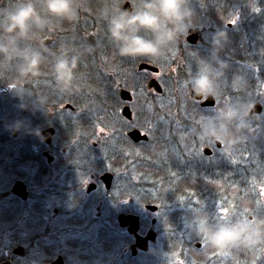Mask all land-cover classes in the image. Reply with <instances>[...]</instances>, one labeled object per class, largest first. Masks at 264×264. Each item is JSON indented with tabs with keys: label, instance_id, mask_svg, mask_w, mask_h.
<instances>
[{
	"label": "flooded vegetation",
	"instance_id": "af4514ba",
	"mask_svg": "<svg viewBox=\"0 0 264 264\" xmlns=\"http://www.w3.org/2000/svg\"><path fill=\"white\" fill-rule=\"evenodd\" d=\"M20 2L0 0V20ZM32 3L42 24H31L24 36L0 32V45L8 48L0 54V264H264V243L239 245L220 255L206 245L198 228L201 221L212 226L235 224L242 218L264 221V195H260L264 189V136L257 134V128L250 131L235 125L220 133L218 127L200 124L213 113L211 108H201L199 118L192 121L187 106L179 103L178 111L153 116V130L167 132L169 141L144 149L147 142L127 136L134 129L131 125L139 122L135 105L130 107L138 97V86L117 89L118 97L126 89L131 97L118 111L125 131L130 127L126 133L130 142L123 139L128 148L120 142L121 133L96 129L90 117L70 106L58 110L50 106L48 113L18 108L21 100L7 85L27 87L26 80L31 78L37 85L27 95L33 104L29 97L42 100L40 92L47 82L45 52H41L47 39L32 41V27L45 29L52 19L60 22L47 14L42 0ZM83 22L76 20L75 31L87 34L93 26L84 28ZM241 44L243 47L233 50L234 60L226 59L222 51L215 53L213 58L225 60L220 68H242L251 60L261 64L256 61L264 58ZM37 50L41 56L39 76L28 70L22 82L19 72L25 58ZM202 51V47L193 49L187 58L206 63L211 49ZM78 64L75 60L73 65L79 68ZM86 65L93 68L92 62ZM173 74L169 71L167 75ZM110 90L107 84L108 93L103 97L108 101ZM202 94L199 106L207 95ZM184 98L190 99L189 94L180 96ZM10 100L15 101L13 105ZM228 102V108H235L232 99ZM125 107L130 119L122 114ZM231 110V121L255 117ZM106 126L111 128L108 120ZM240 133L242 141L245 133L257 134L263 141L239 142L248 151L239 166L238 151L229 141H238L233 135ZM119 145H123L120 151L113 150ZM143 161L152 173H147L148 166L143 173ZM151 165L162 167L154 173ZM147 198L154 204L143 205ZM150 232L152 238L143 240Z\"/></svg>",
	"mask_w": 264,
	"mask_h": 264
},
{
	"label": "rangeland",
	"instance_id": "374dc122",
	"mask_svg": "<svg viewBox=\"0 0 264 264\" xmlns=\"http://www.w3.org/2000/svg\"><path fill=\"white\" fill-rule=\"evenodd\" d=\"M192 2L194 4L193 8H192ZM197 2L198 0H185V8L187 9V12L184 15L182 21H179V23L177 21H171V22L165 21L164 24L167 29H171L170 32H167L171 34L170 36L176 38L182 37V40L180 42L178 41L179 44H183L184 41L187 42L186 37H188L194 31L198 32L199 34L198 41L196 40L195 43H189V42L187 43L189 46L193 47L199 45L201 39V42H203L200 43V48L202 47L203 49L202 52H204V50L207 48L211 49V54L209 57H207L206 63L201 64V66L204 69H215V68L218 69L221 66L220 64L225 62L224 59L217 60L213 58L215 53H218V51H222V53L224 52L226 54L225 57L226 59L234 60L235 57H233V50L236 49L237 46L243 47L241 43H243L244 45V42L238 41L239 36H243L244 39L246 38L245 37L246 34L243 32H240L241 35L236 34L239 32V30L238 32L235 31L237 30L239 25L243 26L247 24L249 26L252 20L256 19L254 16H257L258 17L257 19L263 22L264 25V0H248L247 2L244 1V4H241V0H236L234 1L233 5L228 3V6L229 7L232 6V8L231 10L230 8L227 9L228 11L227 19L222 21L221 24L215 23L216 20L220 21L219 15H215V18H212L210 21L207 20L205 23L203 22L187 23V21H189L190 19V15H192L194 19L196 15H201L200 13H196V11L194 10L196 9ZM90 3H93L94 6ZM125 3H128L130 5V12H133L138 9H142L145 0H75L74 7L77 10V17H78L77 19L84 20L83 22L84 28L88 26H93V29H91L87 34L77 33L74 27L75 22L69 24L67 22H61V21L55 22L53 19L52 21L48 22V25L50 27H47L45 29L37 25H35V27H32V32H31L32 35L30 36V39L32 41L35 42L38 39L49 40L51 38H52L51 40H53L50 44L47 45L46 48H43L41 50V52H45V59L43 61H45V66H46L45 75L47 76V80H46L47 82L43 86V89H41L40 92L42 100H38L33 96L29 97L30 100L33 102V104L29 103V99L27 97L28 94L33 93V90L37 88V85L33 83L34 81L31 78L26 80V84L28 88L22 86L19 88H15L13 91H11V93L13 92V96H17L18 99L21 100V105L18 108L23 110L39 108L37 109V111L43 109L41 111L48 113L49 107L52 106L51 104H53L51 108L57 110L61 109L62 107L70 106L67 100L69 96L73 94H75V97L77 99L81 98L83 100H88L91 98V95L93 94L94 91L89 89V87L91 86H89L88 88L85 87L86 86V83L84 82L85 80L82 77H80V75L78 74L82 73L86 75L88 82H93L94 75L101 73L104 77V82H105L104 84L107 85L108 81L109 82L110 81L112 82L113 80L116 81L115 78L112 76H114V74L116 73L115 70L117 68L119 70L121 69V71H124L123 73L124 75L122 76L123 78L126 79V82L124 83L127 85V89L132 86L133 87L138 86L139 88L138 97L133 99L134 100L133 106L132 104L130 105L131 109H134V105H135L136 113L139 116V122L137 124L131 125V127L134 128L133 130H129L130 127L128 126L126 131H125L124 123L122 122L123 119L122 118L120 119L119 116L116 115V112L121 110L122 103L124 102V100L122 99L121 96L114 97V93H112L110 90L111 96L108 99H110L109 101L112 102H109V106L106 107L105 111H107L106 116L109 117L107 120L108 122H110L111 128L106 126L103 129L107 128V131L110 134H113L114 131H116L119 134L121 133L119 139L120 142L124 144V148L129 147L124 143L129 141L128 139H126L127 138L126 133L128 130H129V132L127 133L128 137H129V133L133 131L138 130L140 135H142L141 133L144 132L143 129H141V123H142L141 118H142V113L144 111L143 109H147V112H149V114H152L153 116L157 115L158 112L161 114L170 115L171 112L178 111L177 108L181 107L179 106L180 96L185 94V91L187 90L186 88L187 83H183L179 80H176L177 71H175V67L177 69L176 64L179 63V61H176V58H178L181 62L182 60H185L187 56L189 57L190 52L186 51V48L188 47L181 46L180 48H178V50H176L177 52L169 51L167 53L166 51L170 50V48L160 45L159 47H156L157 50L155 54L153 53L147 57L123 58L118 56L116 54V46H114L113 42L107 35V21L111 19L113 16L118 15L122 11V8L124 7ZM253 8H255L256 11H253ZM83 13L87 14L88 17H85ZM233 19L235 20L234 23H228L229 20H233ZM228 25L230 26L227 28ZM38 30H40L41 33H39ZM200 31L203 32L201 35L199 33ZM229 32L234 33V35H236V40L238 43L235 48L233 49L230 48L228 50L229 47H227V40L225 35L232 36L231 34H229ZM167 33L166 34L160 33L158 35H154L152 33H146L142 31L139 34L142 35L145 39L148 38L152 40L155 44L161 38H165L169 36ZM68 42L70 45H67ZM248 43L250 42L248 41ZM105 46L108 47L107 52H104V50L106 49ZM247 46L248 44L246 45L245 48H247ZM38 51L39 50H37L36 52ZM58 59H67L72 69L71 78L66 82H60L56 77V73L54 71V65ZM73 59L76 60L77 64L79 63L78 64V66H80L79 68L74 67ZM140 59L142 60L145 59L146 61L145 60L144 61L147 63L149 62L148 64L150 66L154 68H159L158 69L159 73L156 74L147 70L138 71L136 67L138 64L137 62ZM172 59L174 63L171 62ZM90 62H92L93 68L91 67L89 68V66L86 65L89 64ZM209 62L212 63V65L209 66L210 68L206 67V64H208ZM181 64L183 63H180L178 67V71L184 72L185 68L181 70L180 68ZM258 67L259 65L254 64L253 61L251 60L250 62L248 61L246 62V64L242 65V68L236 69V67H232L228 65L226 67L222 66L220 69H221V73H223L225 70H229V68L234 70L235 76H233V78L230 79L229 81V84L234 86L233 92L242 93L247 90L246 94L254 95V98L256 100L255 104L256 102L260 103V105L262 106V112H260L259 114L253 113L251 116L255 115V117L251 121H244V118L242 119L239 118L236 121H231V119H229L230 115L233 114V111L231 109H238L242 111L244 114H246L247 112H251L253 104L249 106L248 104L240 103V105L235 106V108H228L229 99L232 98L236 100L238 96L236 95L237 96L236 97V96L228 95L232 91L230 90L229 87L223 86L224 83L219 84L217 81L213 83L208 79V77H204L203 79L206 78L205 84H208L209 86L208 87L209 92L201 91L199 93L211 94L212 98L215 99V101L212 107H206V108H211V110H213V113L210 114L208 119H203L200 122V124L205 126H212V128L218 127L220 128L219 131L220 133L225 132L229 126L232 127L235 125H236L235 127L246 126L247 127L246 129L250 131H254L257 128L258 131L257 134L260 133L262 134L263 137L264 136V79L260 81V84L255 89V86L253 85L255 84V81L251 75L252 73H254V70ZM91 71H93L95 74L93 75ZM169 71H172L174 73L173 77H169L167 75ZM27 72L28 70L25 71V73L24 70L19 72L20 73L19 76L21 77L20 79L22 80V82H24V77ZM39 73L40 70L38 73L35 72V74L38 76ZM190 73L191 72L187 70V74ZM182 74L187 79L186 73L185 74L182 73ZM201 76H202L201 74H198L195 78H199ZM224 77L226 78V75ZM152 79L155 81L157 80L156 82L158 83L161 89L160 93H157L153 88H149L147 86V83ZM53 89L59 94V100L55 102L47 103L46 99H51L56 97L55 95L56 93L54 92ZM150 91L152 95L149 94ZM46 92L51 93V98ZM194 92H198V90ZM11 98L16 100L14 97ZM162 98H165V101H162ZM199 101L200 100H195L191 98L184 99V102L187 104V107L190 105V103H193L195 104L194 107H196L198 110L205 107L201 105L202 102L200 103L199 106L198 104ZM10 102L13 105L15 101L10 100ZM172 107L175 109H173ZM220 109L222 110L219 111ZM218 112L221 113L218 114ZM179 115L182 116V113H179ZM115 119H119V120L117 121ZM94 123L96 125V123H99V121H94ZM133 123H135V120L133 121ZM148 123H150L149 125H147L148 127L147 129L150 132L149 137L147 138V143L149 145L144 144V146H142L144 149L145 148L149 149L151 147H159L161 146V143L164 144V142L169 141L167 132H155L156 130L155 129L153 130V126L155 125L153 120L149 121ZM96 126L98 127L96 129L103 131L101 126L98 125ZM242 134L243 133H240L237 136L233 135V137L239 139L238 141L233 138L232 141H229L234 143L233 146L238 151L236 153H238L239 154L238 157H240L238 162L239 166L242 163V160H245L248 157L247 149L245 148L244 144H239V142L246 143V141L249 142L252 141L254 142V144H256L263 141L261 138L259 137L257 138V134H255L253 137V135H251L250 133H245V138L242 141L241 140ZM253 138L255 139L253 140ZM218 140L220 141L221 139L218 138ZM253 145H251L250 147L252 148ZM120 147L122 148L123 145L122 146L119 145L118 147L113 148V150L120 151L121 149ZM226 151L229 152V149H227ZM118 153L119 152H117L116 154L119 155ZM245 153L247 154L245 155ZM124 156L125 154H122L120 157L123 158ZM223 159L224 161H226L225 157H223ZM146 166H148V163H145L143 161V165L140 168L141 170L143 169V173H145ZM161 167H162L161 165L160 167L157 165L156 168L155 167L153 168H155V171L156 170L160 171ZM147 169H148L147 173H150L151 171H149V166L147 167ZM157 171L154 173H157ZM161 187L165 189V186H161ZM143 202H144L143 205L154 204L151 198H147L145 200L143 199Z\"/></svg>",
	"mask_w": 264,
	"mask_h": 264
},
{
	"label": "clouds",
	"instance_id": "9594fccd",
	"mask_svg": "<svg viewBox=\"0 0 264 264\" xmlns=\"http://www.w3.org/2000/svg\"><path fill=\"white\" fill-rule=\"evenodd\" d=\"M46 12L61 22L69 24L76 22L77 10L75 0H42ZM187 9L185 0H145L142 9L130 12L122 10L118 15L107 21V35L116 46V54L123 58H140L153 54L157 49L152 40L141 36L140 32L160 33L170 32L165 21H182ZM31 24H42L32 0H21L17 7L4 14L0 20V32L16 33L18 36L27 34ZM8 52V48L0 45V54ZM24 71L39 72L41 56L32 52L26 56ZM75 59H73V64ZM56 77L60 82L71 78L72 69L67 59H58L54 65ZM201 86L206 78L198 82ZM9 91L15 89V84L7 85ZM20 124L16 125L19 129ZM264 195V193H262ZM199 231L202 232L206 245L212 247L220 255H227L229 250L239 245L255 247L264 243V221H248L242 218L238 223H220L216 226L201 221Z\"/></svg>",
	"mask_w": 264,
	"mask_h": 264
},
{
	"label": "trees",
	"instance_id": "16d2710c",
	"mask_svg": "<svg viewBox=\"0 0 264 264\" xmlns=\"http://www.w3.org/2000/svg\"><path fill=\"white\" fill-rule=\"evenodd\" d=\"M234 1H236V0H198V2L196 4V9H194V10L196 11V13H200L201 15H196L195 19L192 15H190V19H189V21H187V23H189V22H191V23H197V22L205 23L207 20L210 21L212 18H215V15H219L220 21L216 20L215 23L221 24L222 21L227 19V14H228L227 9L230 8V10H231V8H232V6H230V7L228 6V3L233 5ZM244 1L247 2L248 0H244ZM244 1L241 0V4H244ZM193 7H194V4L192 2V8ZM177 22L179 23V21H177ZM255 22H256V19H253L249 26L247 24H245L243 26L239 25L237 30H235V31L238 32V30H239V32L236 33L239 35H241L240 32H243L246 34V36L244 35L246 37L245 39L243 36H239V40H238L240 42H244L245 46L248 44L246 49H248V50L255 49L257 52L256 55L258 57L264 58V25H263V22H261V21L258 22L261 24V26L255 25ZM228 31H230V30H228ZM199 33L201 35L203 32L200 31ZM167 34L169 36H167L165 38H161L160 40H158V42L155 43L156 47H159L161 45V46H166V47L170 48V50L166 51L167 53L169 51H176L181 46L192 48L191 50L187 51V52H191V51H193V49L199 48L200 43H203V42H201V39H200L199 45H196L195 47L194 46L191 47L185 41L183 42V44H179V42L182 40V37L176 38V37L170 36L171 34H169V33H167ZM229 34H231L232 36H226L225 35L226 40H227V47L233 49L237 46L238 42L236 40V35H234V33L229 32ZM147 40H150V39L147 38ZM248 41L250 43H248ZM67 45H70L69 42L67 43ZM250 48H252V49H250ZM144 60L140 59L139 61H144ZM263 61H264V59L262 61H256V62H260L262 65L260 64L259 67L254 70V73L251 74L252 78L255 81V84H253L255 86V89L260 84V81H262L264 79V77H263L264 76ZM180 63H183V64H181L180 68H181V70L183 68H185L184 72L178 71V67H179ZM201 64H202V61H199L197 59L186 58L185 60H182L181 62L179 61V63L176 64L177 65L176 80H179L183 83L186 82V78L183 76L182 73H184V74L186 73L187 79L188 78L194 79L198 74H201L202 76L197 78V79H203L204 77H208V79L213 83L215 81H217L219 84L224 83L223 86L229 87L230 90L232 91L231 92L232 94L230 93L228 95H231V96L237 95L238 96V97L236 96L237 97L236 100L239 104L241 102V103H245V104L250 105L256 101L254 98V95L246 94L247 90L245 92H242V93L241 92H233L234 86L229 84L230 79H232L233 76H235L233 69L229 68V70H225L226 72L224 71L223 73H221L220 68H218V69L217 68H215V69H204L201 66ZM208 68H210V67L208 66ZM187 70L190 71L191 73L187 74ZM115 71H116V73L112 77H114L116 81H114V80L112 82L108 81L107 83H108V85L110 84L111 92L114 93V97H118L117 96V89L122 88V87L127 88V85L124 83L125 80L121 74L122 73L121 69L119 70L116 68ZM91 72L93 73V75L95 74L93 71H91ZM78 75H80V77H82L85 80L84 81L86 83L85 87L88 88L89 86H91V87H89V89L93 90L94 92L92 95L90 94L91 98L88 100L76 99L75 94H73V95L69 96L67 102L69 103V105L73 109L84 112V114L87 115L88 117H90L93 121H99V123H96V125L101 126L102 128L106 127V122H107V119L109 117L106 116L107 111H105V110H106V107L109 106V102H112V101H108L107 99H104V97H103V95L105 93H108V91H106L107 85L104 84L105 82H104L103 75L101 73L94 75V81L93 82H88L86 75H84L82 73H79ZM225 75H226V78L224 77ZM187 85L189 86L190 90L194 89L197 91L199 89V87H197V86L194 88L192 84L187 83ZM85 91H86V89H85ZM54 92L56 93L55 98H51V93L46 92L50 96V98L52 99V100L46 99L47 103L55 102V101L59 100V94L55 90H54ZM199 92H201V91H199ZM99 93H100V95L101 94L102 95L97 98V95H99ZM187 95L188 94L185 93V96H187ZM232 100L236 101L234 99H232ZM162 101H165V98H162ZM56 104H57V102H56ZM51 105L53 106V104H51ZM194 106H195V104L190 103V105L187 107V109L189 111L192 110V111L199 113V110ZM143 110H142L143 113H142V118H141V121H142L141 129H143V131H144L142 133L146 134L149 137L150 132L147 129L148 128L147 125L150 124V123H148L149 121L153 120V115L149 114V112H147V109H143ZM163 111H164V109H163ZM116 115L119 116L118 111L116 112ZM194 119H195V117L192 115V121ZM115 120H119V119H115ZM190 125L194 126V125H196V123L191 122ZM150 173H152V172H150ZM147 201H150V200H147Z\"/></svg>",
	"mask_w": 264,
	"mask_h": 264
},
{
	"label": "water",
	"instance_id": "95a60500",
	"mask_svg": "<svg viewBox=\"0 0 264 264\" xmlns=\"http://www.w3.org/2000/svg\"><path fill=\"white\" fill-rule=\"evenodd\" d=\"M124 9H130V5L128 3H125L124 7L122 8V10ZM198 32H193L192 34H190L187 38H186V41L189 42V43H195L196 40L198 41ZM51 42V40H47L45 42V44H49ZM141 70H147V71H150L152 73H156L158 70L150 65H146V64H140L139 65V68H138V71H141ZM147 86L149 88H153L157 93H160L161 92V89L158 85V83L155 81V80H150L148 83H147ZM120 96L122 97L123 100H127V101H130L131 100V97H130V94L129 92L127 91H124L122 90L121 93H120ZM190 98L191 99H195V100H200L202 98V94L199 93V92H191L190 94ZM202 106H205V107H212L214 105V99L212 98L211 95H207V97L205 98V100L201 103ZM261 112V106L256 103L253 105L252 107V110L251 112L249 113L250 115H252L253 113H260ZM122 114L123 116H125L126 118L130 119V111L128 109V107H125L123 108L122 110ZM129 137L134 140V141H139V140H147V137L146 135H140V133L138 131H133V132H130L129 133ZM153 236V232H150L149 235L147 236L146 239H143V240H147L148 238H152Z\"/></svg>",
	"mask_w": 264,
	"mask_h": 264
},
{
	"label": "bare ground",
	"instance_id": "6f19581e",
	"mask_svg": "<svg viewBox=\"0 0 264 264\" xmlns=\"http://www.w3.org/2000/svg\"><path fill=\"white\" fill-rule=\"evenodd\" d=\"M259 22V20L256 18V22H255V25H260V23H258ZM57 39V38H56ZM47 41V40H46ZM105 50H104V52H107L108 51V47L107 46H105ZM228 49H230V48H228ZM104 52H102V53H104ZM156 53V51L154 52V54ZM138 64H137V67H136V69H138L139 68V65L140 64H146V65H149L147 62H144V61H138L137 62ZM208 66H210V64L208 63L207 65H206V67H208ZM156 69H158V68H156ZM202 79H197V78H194V79H186V82L187 83H189V84H192L193 85V87L195 88L196 86L197 87H199V89H198V91H205V92H209V86H208V84H204L203 86H201L198 82L199 81H201ZM186 82H184V83H186ZM186 88H187V90L185 91V93L186 94H189V98H190V94H191V92H194V91H196V90H190L189 89V86L188 85H186ZM216 93H218V92H216ZM208 94V93H207ZM203 95V94H202ZM208 95H211V94H208ZM185 99V98H184ZM184 99H180V104H182L183 106H187V104L184 102ZM241 103V102H240ZM255 103V102H254ZM256 103H258V102H256ZM233 104L235 105V106H238V105H240L238 102H237V100L236 101H233ZM259 105H260V103H258ZM261 106V105H260ZM191 112V114L195 117V118H199V113H197V112H195V111H190ZM261 112H262V106H261ZM250 113V112H249ZM248 115H250V114H248Z\"/></svg>",
	"mask_w": 264,
	"mask_h": 264
},
{
	"label": "snow or ice",
	"instance_id": "6c2138e0",
	"mask_svg": "<svg viewBox=\"0 0 264 264\" xmlns=\"http://www.w3.org/2000/svg\"><path fill=\"white\" fill-rule=\"evenodd\" d=\"M253 11H256V9L253 8ZM234 22H235L234 19L228 21V23H234ZM202 150H203V149H201V152H202ZM172 175H175V173H172ZM208 182H210V181H208ZM262 193H264V189H261V190H260V195H261ZM189 195H193V194H192V193H189Z\"/></svg>",
	"mask_w": 264,
	"mask_h": 264
}]
</instances>
